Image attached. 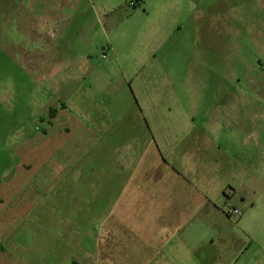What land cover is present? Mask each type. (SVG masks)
I'll use <instances>...</instances> for the list:
<instances>
[{
    "label": "rangeland",
    "instance_id": "1",
    "mask_svg": "<svg viewBox=\"0 0 264 264\" xmlns=\"http://www.w3.org/2000/svg\"><path fill=\"white\" fill-rule=\"evenodd\" d=\"M62 1L0 0V203L9 202L6 190L26 185L23 197L36 201L25 218L37 252L52 240L55 249L69 242L72 255L78 235L89 249L99 242L108 250L111 213L133 171L135 181L148 180L149 203L165 204L153 215L173 221L177 189L156 190L177 186V170L188 169L183 159L177 165L179 152L194 134L212 133L220 149L196 162L229 163L225 182L240 176L230 189L251 187L246 176L254 175L255 192L242 207L221 193L219 212L206 216L211 228H198L195 254L182 262L264 264V0ZM57 7V18L46 16ZM87 29L92 37L81 40ZM137 139L149 149L126 145ZM201 172L210 171L194 170ZM222 180L211 184L216 191ZM233 204L245 208L241 217L227 215ZM167 230L173 237L177 227Z\"/></svg>",
    "mask_w": 264,
    "mask_h": 264
},
{
    "label": "crops",
    "instance_id": "2",
    "mask_svg": "<svg viewBox=\"0 0 264 264\" xmlns=\"http://www.w3.org/2000/svg\"><path fill=\"white\" fill-rule=\"evenodd\" d=\"M80 1L81 0H63L61 3L65 6L61 5V7H68L70 3L77 5ZM66 2L69 4L66 5ZM142 2V0H139V4ZM59 8L60 7H57L56 10H47L46 16L52 19L57 18L56 15L60 11H58ZM104 12L105 10H100V15H96V25L93 28L95 32H99L97 29H102L101 15H103ZM47 35L50 37L51 33L49 32ZM91 37V29H87L83 31L81 40L84 39V41H86ZM90 49L91 44L89 47H86V53H89ZM110 49V53L114 54V49H112V47H110ZM108 56L110 55L108 54ZM83 64L89 67L90 62L85 61ZM171 126L172 125H166L167 128ZM202 128L210 130L211 127L204 125ZM155 129L161 131L164 128L159 126ZM177 129H182V127L178 126ZM193 136L196 139H193L191 143L187 145L188 147L184 148L182 152H179L180 156L177 157L178 166L181 164V162H179L180 159H183L185 165L188 166V169H186L184 173L177 170V186L156 190L160 193L168 192L172 194L177 189V207L172 214L173 221L164 222L161 218L157 217V214L156 217L153 215L155 209H160L164 207L165 204L161 202L159 207H157V205L149 203L153 191L150 189L148 180H145V176L142 174L140 176L141 180L135 181L133 178V171L130 179L126 178V185L121 196H119V198H122L121 201L117 198L111 213L110 221H112L110 227L112 236L110 237L108 250H103L99 242L95 249H89L86 245V242L89 240L88 237L83 238L81 235H78L72 238L73 248L78 251H75L72 255L70 253L71 246L69 242L66 244L63 242L62 245H58L60 248L55 249L52 240V249H46L47 251H44V253H38L34 247V230L29 228L31 225L29 223L30 221H27L25 218L31 216V213L36 207V201H34L33 198L23 197L26 185H16L14 188L9 189V191L6 190L3 193V197L7 198L9 202L5 205L0 203V264H55L53 261L54 259H61L57 264H166L165 259L167 256H172L174 261L177 260V264H185L182 262V259L190 261L196 251L194 250V242L196 241L194 235L198 233L197 230L200 226L211 228L212 219L210 217L206 218V216L219 212V205L216 201H221L223 199L221 193L227 197L225 203L227 202L230 204L235 200H239L242 207V204L244 205L248 200V196L255 192L254 182L256 179L254 175H248L246 177H248V180L252 183L251 187H247L240 182L238 189L236 187L230 189L229 187H231V184L227 182L237 181V178L240 176L233 174L232 177L225 182L227 176H229L227 172L229 163H222L219 159L207 161L206 164L196 162L198 158L202 159L200 153H207L210 150L217 151V149H220L219 145L215 143V140L211 141L212 133L194 134ZM146 141L147 140L143 143L144 141H142V139H137L135 142L126 145L133 147L139 144L144 148L147 147L143 151L145 152L146 149H149V142ZM184 155L185 158H183ZM198 166H200V168H206V170L210 172H201V175L198 174L197 176L194 170ZM85 172L88 176H91L90 170ZM115 172L118 175L117 171ZM217 177L221 180L223 177L222 183L224 184L222 185L221 183L222 186L220 191H216L215 187L211 185L215 183ZM17 178H20V176H16L14 181ZM227 189L230 190V196L226 195ZM34 194L37 195L38 191L36 190ZM21 196L23 198H21ZM25 199H28V201ZM168 205L169 204H167L166 207ZM233 206L239 210L242 209L239 204H233ZM242 210H245V208ZM48 211L49 213H47V215L54 217V212L50 213V206L46 207L45 213ZM134 214L136 216L138 215L137 220L133 219ZM219 214H221V212ZM42 215V213H37V216ZM146 215L153 217L154 221H152L153 219H146ZM66 226L65 229L67 230L68 225ZM171 226H175V229L177 227L176 234L175 231L172 230L174 236L177 235V239H175L176 236L171 237V235L167 233V229ZM188 227L191 229L188 230ZM118 228L119 232H117ZM186 230L188 231L185 233ZM123 231L127 234L125 235L127 236L126 239L121 235ZM135 232L140 234L138 235ZM130 235H132V237L129 238ZM38 238L41 237L38 236ZM95 241L97 242V239ZM100 242H102V240H100ZM213 242L214 238L209 237L199 244L198 249L207 248L209 244ZM135 244H139L140 247L136 248ZM38 259L39 261H37ZM48 259L50 261H48Z\"/></svg>",
    "mask_w": 264,
    "mask_h": 264
},
{
    "label": "built area",
    "instance_id": "3",
    "mask_svg": "<svg viewBox=\"0 0 264 264\" xmlns=\"http://www.w3.org/2000/svg\"><path fill=\"white\" fill-rule=\"evenodd\" d=\"M136 3H137V0H131L130 1V4L133 7H135ZM103 57H104V59H107L108 58L107 53H105ZM227 215L230 216V217H238L239 218V217H241L242 213H241V211L239 209H237L235 207H231L230 210L228 211Z\"/></svg>",
    "mask_w": 264,
    "mask_h": 264
},
{
    "label": "trees",
    "instance_id": "4",
    "mask_svg": "<svg viewBox=\"0 0 264 264\" xmlns=\"http://www.w3.org/2000/svg\"><path fill=\"white\" fill-rule=\"evenodd\" d=\"M138 3H139V0H137V3H136V5H135V7H137V6H138Z\"/></svg>",
    "mask_w": 264,
    "mask_h": 264
}]
</instances>
